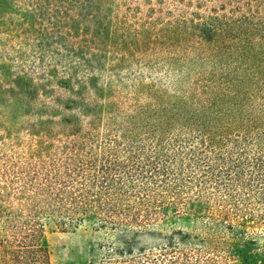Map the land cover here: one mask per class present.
Listing matches in <instances>:
<instances>
[{
  "label": "trees",
  "instance_id": "16d2710c",
  "mask_svg": "<svg viewBox=\"0 0 264 264\" xmlns=\"http://www.w3.org/2000/svg\"><path fill=\"white\" fill-rule=\"evenodd\" d=\"M116 1L133 38L0 46V264H52L49 224L168 234L89 264H264V0Z\"/></svg>",
  "mask_w": 264,
  "mask_h": 264
},
{
  "label": "rangeland",
  "instance_id": "374dc122",
  "mask_svg": "<svg viewBox=\"0 0 264 264\" xmlns=\"http://www.w3.org/2000/svg\"><path fill=\"white\" fill-rule=\"evenodd\" d=\"M13 1L16 0H9L7 8L0 9V46L2 53L6 52L9 58L19 59L26 64L38 57L40 50V55H44L47 44H65L76 40L102 41L133 38L128 34L131 26L118 14L122 5L119 1H103L105 12L94 21L82 14L77 16L75 10H66L61 7L42 5L33 9L24 6L18 9L12 4ZM86 15L88 16V13ZM93 26L95 29L103 26L110 34L97 35L95 32L93 36L79 35L82 29L88 30ZM7 49H9L8 53ZM173 229L187 231L181 224L175 225ZM167 236L166 230L164 232L157 230L94 231L89 224L60 232L54 225L49 224L45 230L44 243L52 264H89L90 260L98 255L100 244H113L121 249H155Z\"/></svg>",
  "mask_w": 264,
  "mask_h": 264
}]
</instances>
